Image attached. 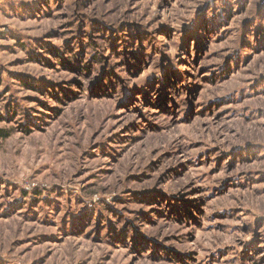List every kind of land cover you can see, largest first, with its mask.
<instances>
[{
  "label": "rangeland",
  "instance_id": "rangeland-1",
  "mask_svg": "<svg viewBox=\"0 0 264 264\" xmlns=\"http://www.w3.org/2000/svg\"><path fill=\"white\" fill-rule=\"evenodd\" d=\"M0 264H264V0H0Z\"/></svg>",
  "mask_w": 264,
  "mask_h": 264
}]
</instances>
